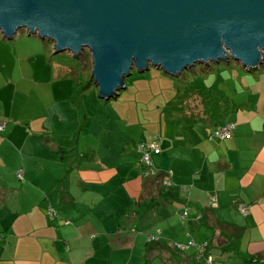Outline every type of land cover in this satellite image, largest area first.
Returning <instances> with one entry per match:
<instances>
[{"label": "crops", "instance_id": "0c3cea01", "mask_svg": "<svg viewBox=\"0 0 264 264\" xmlns=\"http://www.w3.org/2000/svg\"><path fill=\"white\" fill-rule=\"evenodd\" d=\"M33 38L0 36V264H193L194 250H175L189 241L218 259L264 258V68L231 72L234 109L216 125H185L165 103L148 138L113 140L104 115L78 132L68 101L78 75ZM226 124L229 139L211 137ZM139 143L157 145L152 169L171 174L167 189L141 177ZM72 149L83 159L68 168ZM67 172L75 206L50 221L46 194Z\"/></svg>", "mask_w": 264, "mask_h": 264}, {"label": "water", "instance_id": "95a60500", "mask_svg": "<svg viewBox=\"0 0 264 264\" xmlns=\"http://www.w3.org/2000/svg\"><path fill=\"white\" fill-rule=\"evenodd\" d=\"M20 30L55 54L87 50L98 98L109 101L133 69L177 78L228 59L260 69L264 0H0V35Z\"/></svg>", "mask_w": 264, "mask_h": 264}, {"label": "rangeland", "instance_id": "374dc122", "mask_svg": "<svg viewBox=\"0 0 264 264\" xmlns=\"http://www.w3.org/2000/svg\"><path fill=\"white\" fill-rule=\"evenodd\" d=\"M16 37L18 39L29 38L28 33L24 30L18 31ZM31 37L32 39L35 37L36 42H40L41 44L44 42L45 45L50 46L52 51L51 57L56 59V63L73 68L78 75V79L83 84L87 81L90 82L87 91L82 96V105L84 109L86 108L85 121L88 120L93 123L95 120L99 121L101 118L100 116L104 115L109 119V125H107L106 128L109 129L108 127H111L110 134L113 136V140L117 136L125 137L126 135L130 136L131 134L139 140L142 132L144 133L145 139L146 137L148 138L144 130L153 126L151 124V117H153L154 113H157L156 110H158L161 105L166 103V106L171 100H173L178 85L181 83V79L185 78L192 82L195 90H204L217 86L225 93V95H231V91L234 89L236 90V86L239 87V84L234 77H231V72L234 70L235 72H238L240 76H243L245 72H247L242 66L231 59L221 61L218 64L210 63L209 67L205 64L195 65L191 70L184 72L177 78L167 76L153 67H149L147 72L141 74L133 69L131 71V76L124 80V89L117 92V96H120L110 99L109 101H104L98 98V89L91 79L90 74L92 63L91 56L87 50H83L79 57H74L67 52L55 54L53 45L49 41H42L36 36ZM35 48L32 50H35ZM263 68L264 65L261 70H263ZM259 71L260 70L258 69L248 73L255 74ZM189 104V107L191 109L193 108L192 111H194L195 114H200L201 107L197 100L190 101ZM163 110L161 109V111ZM117 120L119 121L116 122ZM89 127L90 123L87 124L86 129ZM119 129H122L121 132L123 135L120 133ZM202 245L204 244H201L200 246ZM190 250H194L195 253V249ZM213 252L214 253L211 252V255L214 256L212 257L219 262L243 264L240 258L231 260L233 257H230L229 255H223L218 259L216 255H219L215 251ZM193 264L198 263L194 261Z\"/></svg>", "mask_w": 264, "mask_h": 264}, {"label": "trees", "instance_id": "16d2710c", "mask_svg": "<svg viewBox=\"0 0 264 264\" xmlns=\"http://www.w3.org/2000/svg\"><path fill=\"white\" fill-rule=\"evenodd\" d=\"M264 65V58L262 60V66ZM90 82L87 81L84 84L77 79L73 86V91L68 101L77 113L79 130L80 132L85 123L86 111L82 105V96L85 94L89 87ZM176 95L164 108L166 114L178 113L182 116V120L185 125H194L198 123H213L218 124L223 118L233 111L234 106L230 103L228 97L217 86L207 88L204 90H195L193 83L188 79H181V83L178 85ZM117 97V95H116ZM197 100L201 107L200 114H195L189 107L190 101ZM83 159L79 156L75 149H72L69 153L64 154L62 162L66 167L72 166V164ZM143 169H141V177L145 180L151 181V184H157L160 190H163L159 184V180L164 177V174H158L154 172L153 177H143ZM70 177L68 172L63 178L46 194V201L48 205L58 213H66L71 211L75 206V200L69 193ZM207 244V243H206ZM233 253L237 252L234 242L229 247ZM176 250V249H175ZM207 252H209V246L207 244ZM176 252H179L176 250ZM254 259L261 258H249L243 259V264H250Z\"/></svg>", "mask_w": 264, "mask_h": 264}, {"label": "built area", "instance_id": "2783aa9c", "mask_svg": "<svg viewBox=\"0 0 264 264\" xmlns=\"http://www.w3.org/2000/svg\"><path fill=\"white\" fill-rule=\"evenodd\" d=\"M4 129V125L0 123V132H2ZM234 129L233 124H226L223 127H219L215 129L211 133V137L217 139V140H226L231 137L232 131ZM136 154L139 156V165L140 168L143 169V177H153L154 176V170L152 169V162H151V157L153 155H158L159 149L156 144L154 143H141L136 146L135 148ZM170 178L171 174H165L162 179L159 180V184L162 188L167 189L170 186ZM16 179L20 182L23 181V174L22 171H17L16 172ZM212 207H215V204H212ZM237 210L240 214L243 216L246 215L247 208L243 205H238ZM47 217L50 221H53L57 217V212L49 207L47 209ZM186 218V211L183 213L181 220ZM159 234V233H158ZM157 238L155 237H150L149 241L150 242H155ZM2 242V236L0 235V244ZM195 249V260L198 264H225L222 262L216 261L212 256L208 254L206 251L207 249V244L205 243L202 246L197 247L193 241H189L186 245H178L175 246V249L179 252H183L188 249ZM250 264H264V258L261 259H254L251 261Z\"/></svg>", "mask_w": 264, "mask_h": 264}]
</instances>
